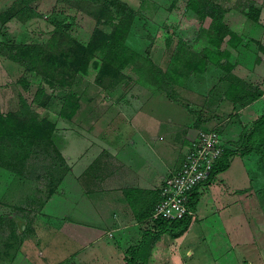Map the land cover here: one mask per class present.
<instances>
[{
  "label": "rangeland",
  "instance_id": "1",
  "mask_svg": "<svg viewBox=\"0 0 264 264\" xmlns=\"http://www.w3.org/2000/svg\"><path fill=\"white\" fill-rule=\"evenodd\" d=\"M125 1L133 9L125 42L135 50L148 54L160 65L165 72L162 75L163 80L149 78L146 81L139 78L134 62L121 64L115 59L106 60L103 49L100 48L95 50L94 56L89 57L86 66L81 70L77 68V61L69 62L73 57L71 48L78 44L84 45L95 27L102 31L110 30L111 26L104 18L112 16L115 19L124 14L110 0H0V80L3 84L9 81L4 75L5 67L13 82L10 93L1 97L0 109L6 111L18 108V92L21 91L26 100H29L35 86L41 83L49 91V101L46 105L34 104L33 107L38 115L55 121L56 138L58 135L65 138L70 149H75L71 139L75 129L83 131L89 126L88 130L121 143L122 147L124 144L129 146L133 145L132 139L136 138L137 127L155 134L165 126L157 124V119H164L167 113L177 117L178 122L187 120L181 110L194 120H203L206 123L218 120L223 127L229 126V122L237 121L239 131L237 129V133L226 135L228 137L225 140L227 147H235L236 152L229 161L230 166L221 173L229 171V176H238L237 180L241 178L244 184H248V173L245 171L246 179L242 178L244 171L238 158L242 154L238 150L242 145L240 131L247 122L246 116L232 117L229 122L223 120L227 114H231L234 107L225 96L228 71L236 74L231 65L233 56H228L227 60L231 68L209 58L204 60V64H200L203 48L212 49V53L215 52L218 56L219 52L215 49L223 47L221 45L226 43L225 38L220 45L212 44L208 37L214 33V29L208 27V18L195 24L190 16L194 13L185 6V0ZM221 1L227 5L232 2ZM66 21L69 25L64 24ZM59 29L69 41L55 48L52 40L55 38V31ZM21 41L39 42L54 52L52 61L55 66L49 74L42 75L35 70H29L7 55L10 45ZM22 77L28 78L29 86H22ZM243 79L263 86V93L254 102V108L259 111L257 114L263 112L264 80ZM66 93L78 102L74 112L68 117L59 113ZM12 103L15 108H12ZM66 105L68 108L71 104ZM184 133L185 128L180 127L172 134L175 159L178 158V146ZM249 151L252 152V164L264 173V156L254 149ZM233 164L236 169L232 172ZM1 168L3 167L0 166V170ZM219 175L220 172L216 174L215 180H218ZM8 179L9 184L5 187V183L0 187V264L60 263L75 250L77 242L65 238L53 225L44 227L29 219L28 224L21 230L13 219V215L21 209L30 216L36 215L35 212L40 210L48 189L53 188V181L47 174L40 178L14 176ZM202 183L197 185L199 192L206 184ZM249 191L250 187H247L240 194V198ZM260 195L261 197L254 192L253 202L247 208L243 207L247 212L246 221L241 222L236 236L244 241L245 249L239 248L237 251L244 257L255 256V239L260 235L264 238V189ZM220 199L229 201L232 198L220 196ZM26 200L30 204L29 208L23 205ZM227 206L220 209L221 215L227 209L240 210L230 201ZM253 236L255 239H252ZM240 260L244 262L243 258ZM60 264L75 263L68 259Z\"/></svg>",
  "mask_w": 264,
  "mask_h": 264
},
{
  "label": "crops",
  "instance_id": "2",
  "mask_svg": "<svg viewBox=\"0 0 264 264\" xmlns=\"http://www.w3.org/2000/svg\"><path fill=\"white\" fill-rule=\"evenodd\" d=\"M240 1L242 0H232L224 13L225 21L240 38L232 43L225 40L226 43L221 46L229 50V56H233L232 70L236 74L247 80H264V0H245L259 6L257 19L248 17L238 8ZM3 68L9 81L3 84L0 80V104L2 95H8L13 84L10 72ZM255 100L257 99L239 105L229 99L234 107L231 114H227L223 120L229 122L232 117L245 115L247 122L244 125H248L259 112L258 108H254ZM182 112L184 118H187L184 122L176 121L177 117L169 113L164 115V119H157V124L165 125L156 132L158 134L148 133L137 127L136 138L132 139L133 145L124 144L123 147L121 143L88 130V126L83 131L75 129L71 138L75 149H70L65 138L60 135L56 138L55 125L52 139L68 164V169L53 190L43 198L36 215L30 216L21 209L13 218L15 221L21 218L24 225L28 224L29 219L44 227L53 225L65 238L77 242L75 250L60 263L71 259L75 264H122L125 261L126 247L139 242L142 230L152 226L149 217L135 218L123 187L159 188L165 174L178 166L182 150L197 128L215 125L224 140H227L226 135L237 133V121L229 122L230 127H223L218 120L206 123L194 120L185 111L181 110ZM180 127L185 128V133L178 146V158L175 159L172 134ZM102 149L104 151L100 152ZM238 158L244 171L242 178L246 179V171L249 183L244 184L241 178L237 180L236 174L237 177L232 174L229 176V171L221 173L230 166V162L217 171L199 192L187 227L177 234L160 232L150 243L144 264H246V261L247 264H264V238L261 235L258 239L252 237L256 240L255 256L244 257L237 253L239 248L245 249L242 238L236 236L239 225L246 221L247 212L243 207L247 208L253 202L254 192L261 197L264 189V173L252 164V152L239 154ZM231 168L232 172L236 169L234 164ZM219 172L218 180H215ZM0 173V187L7 183L6 187L9 184L8 178L11 179L14 175L5 168H1ZM247 187L251 191L243 193L244 197L240 198ZM220 196L231 197L229 201L240 210L227 209L221 215L220 209L228 207L229 201H223ZM23 205L30 207L28 200ZM207 208L210 210L207 211ZM241 258L244 259L243 263Z\"/></svg>",
  "mask_w": 264,
  "mask_h": 264
},
{
  "label": "trees",
  "instance_id": "3",
  "mask_svg": "<svg viewBox=\"0 0 264 264\" xmlns=\"http://www.w3.org/2000/svg\"><path fill=\"white\" fill-rule=\"evenodd\" d=\"M110 1L117 4V9L124 14L115 19L112 16L104 18L103 20H106L111 26L110 30L102 31L95 27L84 45L78 44L71 48L73 57L69 62L75 63L77 61V68L81 70L86 66L89 57L94 56L95 50L100 48L103 49L106 60L115 59L121 64L128 61L134 62L139 78L146 81L149 78L163 80L162 75L165 72L160 65L154 62L148 54L135 50L125 42V33L127 28L129 29L128 23L133 15L130 4L125 0ZM185 4L187 8L193 11L195 16H190L195 24H199L201 19L208 18V27L214 29V33L210 34L208 39L215 46L220 45L223 38L229 43L240 38L224 19V13L229 8L230 3L227 5L221 0H185ZM238 8L248 17L258 18L259 6L251 1L242 0L238 3ZM64 24L69 25L68 21ZM66 41L69 40L62 30L55 31V38L52 40L53 47L57 48ZM219 48L215 49L219 52V55L216 56L215 52L212 53V49L204 47L200 64H204V60L209 58L211 61L231 68L232 64L227 62L229 50L225 46ZM7 52L11 59L42 75L49 74L55 66V62L52 61L55 57L54 52L39 42H15L10 45ZM65 52L67 53V51ZM217 59L218 61H216ZM228 72L225 96L231 101L243 105L263 93V88L260 85L246 81L231 71ZM20 80H22L23 87L29 86L27 77H22ZM18 95L20 100L18 108L6 111L0 109V166L11 171L14 176L24 178H40L47 174L53 181L52 185L55 186L68 169V164L52 139L55 121L47 116L38 115L33 107L34 104L46 105L50 97L49 91L41 83H38L29 100H26L21 91L18 92ZM77 103L74 97L71 98L69 93H66L59 109L60 115L71 116L77 107ZM66 104L71 105L66 108ZM240 134L242 143L238 150L240 153L243 154L254 149L264 156V111L254 117L248 125H244ZM235 150V147L223 148L212 165L209 177L205 180L206 184L217 171L229 164L233 153L236 152ZM53 188L48 189L47 195ZM123 192L136 219L150 218L154 202L159 196V188L146 189L124 186ZM198 196L199 190L195 186L188 201L193 208ZM22 210L25 213V210ZM14 212L16 213V210ZM17 212L19 213V211ZM191 216V214H184L173 219H166L161 216L150 218L152 221L151 228H144L139 242L126 247L125 261L122 264H144L149 245L159 233L163 231L172 234L182 232L187 227Z\"/></svg>",
  "mask_w": 264,
  "mask_h": 264
},
{
  "label": "built area",
  "instance_id": "4",
  "mask_svg": "<svg viewBox=\"0 0 264 264\" xmlns=\"http://www.w3.org/2000/svg\"><path fill=\"white\" fill-rule=\"evenodd\" d=\"M224 147L227 145L217 126L197 128L183 148L178 166L163 177L150 218L192 215L194 208L188 203L190 193L209 177L212 165Z\"/></svg>",
  "mask_w": 264,
  "mask_h": 264
},
{
  "label": "water",
  "instance_id": "5",
  "mask_svg": "<svg viewBox=\"0 0 264 264\" xmlns=\"http://www.w3.org/2000/svg\"><path fill=\"white\" fill-rule=\"evenodd\" d=\"M16 222L18 224L19 229H22L24 227V220H22L21 218H17Z\"/></svg>",
  "mask_w": 264,
  "mask_h": 264
}]
</instances>
